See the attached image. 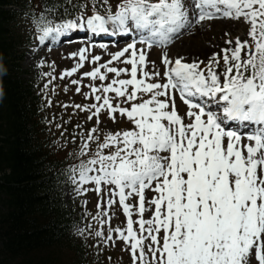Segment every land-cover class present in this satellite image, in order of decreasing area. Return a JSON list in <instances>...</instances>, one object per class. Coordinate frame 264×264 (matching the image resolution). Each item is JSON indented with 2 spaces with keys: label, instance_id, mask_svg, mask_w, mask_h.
I'll return each mask as SVG.
<instances>
[{
  "label": "snow or ice",
  "instance_id": "obj_1",
  "mask_svg": "<svg viewBox=\"0 0 264 264\" xmlns=\"http://www.w3.org/2000/svg\"><path fill=\"white\" fill-rule=\"evenodd\" d=\"M26 16L44 90L57 69L47 52L80 43L59 78L86 101L61 107L83 119L70 133L72 116L55 123L67 151L54 179L94 193L96 211L83 199L65 230L109 262L116 247L128 264H264V0H43ZM224 18L243 33L223 29L219 51L170 53Z\"/></svg>",
  "mask_w": 264,
  "mask_h": 264
},
{
  "label": "trees",
  "instance_id": "obj_2",
  "mask_svg": "<svg viewBox=\"0 0 264 264\" xmlns=\"http://www.w3.org/2000/svg\"><path fill=\"white\" fill-rule=\"evenodd\" d=\"M22 1L0 0V264H52L42 250L65 234V214L55 177L33 149L28 123L37 98L15 77L9 24Z\"/></svg>",
  "mask_w": 264,
  "mask_h": 264
},
{
  "label": "bare ground",
  "instance_id": "obj_3",
  "mask_svg": "<svg viewBox=\"0 0 264 264\" xmlns=\"http://www.w3.org/2000/svg\"><path fill=\"white\" fill-rule=\"evenodd\" d=\"M237 26H238V24L236 22H229V21L223 20V21H214L211 27L218 30L216 32V34H214V36L216 38L217 35L220 34L223 29H227V30L231 31L232 34H234L235 33L234 29ZM211 27H210V29H211ZM210 33H211L210 30L202 29L199 32V34H196V35L186 34V35L179 38L180 41L177 42L175 49H173L172 52L175 55L179 54V55L183 56L186 60L204 59V57H202V56H204L207 53L215 50L218 47V45L222 46L223 44H219V42L214 41L215 44L212 47H211V45L208 46V45H204L203 43L199 47H195L194 46L195 43L191 38L197 39V38L201 37L200 35H202V39H204L205 41H208L207 35H209ZM31 54L34 55L33 53H31ZM206 57H208V55Z\"/></svg>",
  "mask_w": 264,
  "mask_h": 264
},
{
  "label": "rangeland",
  "instance_id": "obj_4",
  "mask_svg": "<svg viewBox=\"0 0 264 264\" xmlns=\"http://www.w3.org/2000/svg\"><path fill=\"white\" fill-rule=\"evenodd\" d=\"M205 29H208V30H210V34L209 35H207L208 37H207V39H208V41L210 42H208V41H205L204 39H202V35H200L201 37H199V38H197V39H194V38H191L193 41H194V43H195V47H199L202 43L204 44V45H211V47L215 44L214 43V41H217V42H219V44H223V38H222V31H221V33L220 34H218L217 35V37L215 38V36H214V34H216V32L218 31V30H216V29H214L213 27H211V29H210V27H206ZM238 33V30L233 34V35H236ZM243 33V32H242ZM80 46V45H79ZM78 46V47H79ZM220 47H222V46H219L218 45V47L215 49V50H213V51H211V52H209V53H207L206 55H204V56H202V57H206L207 55H208V57L211 55V53H213V52H217V51H219L220 50ZM75 48H77V47H72V46H70V48H68L67 50H66V52L67 51H70V50H73V49H75ZM98 51V50H97ZM114 51V50H113ZM31 52V50H29L28 51V53L26 54V55H28L29 53ZM171 53H172V50H171ZM44 54V51H41V53H39L38 55H36L37 57H39V55H43ZM173 54V53H172ZM56 59H57V63H58V65H60L61 67H62V69L63 68H67V67H70L72 64H73V60L71 59V58H68V57H64L63 59L60 57V56H54ZM198 60H200V59H198ZM33 65L34 66H37V61H35L34 63H33ZM21 67H22V69H27V68H29V67H33L32 66V63H31V66H29V64H28V62L25 60V58H24V61L21 63ZM47 71H48V69H47ZM81 71H83V69L81 70ZM59 74V73H58ZM76 78H78V76L76 77ZM69 79H71V78H65L63 81L59 78V80H58V78L56 77V79H55V81H56V83H58V84H60V85H64V84H66V83H68V81H69ZM86 82H88V79L87 78H84V84L86 83ZM74 89L75 88V86L74 85H70L69 84V89ZM61 94H63V95H67L68 94V92L67 93H65L63 90H62V93ZM179 103V102H178ZM146 216H147V213H146ZM76 237H78V236H76ZM79 238V237H78ZM90 240V239H89ZM117 243H119V242H117ZM108 253L110 254V255H113V256H116V257H118V262H119V264H128V260H129V256H128V254L127 253H121L120 252V250H119V248H114L113 250H110V251H108ZM103 255V254H102ZM104 256V255H103ZM121 256H123V259L121 260ZM105 257V256H104Z\"/></svg>",
  "mask_w": 264,
  "mask_h": 264
}]
</instances>
